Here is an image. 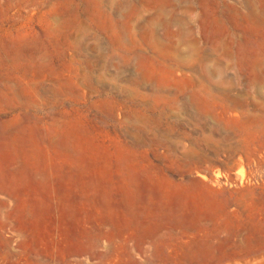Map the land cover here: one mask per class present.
<instances>
[{
    "label": "rangeland",
    "instance_id": "obj_1",
    "mask_svg": "<svg viewBox=\"0 0 264 264\" xmlns=\"http://www.w3.org/2000/svg\"><path fill=\"white\" fill-rule=\"evenodd\" d=\"M0 264H264V0H0Z\"/></svg>",
    "mask_w": 264,
    "mask_h": 264
},
{
    "label": "bare ground",
    "instance_id": "obj_2",
    "mask_svg": "<svg viewBox=\"0 0 264 264\" xmlns=\"http://www.w3.org/2000/svg\"><path fill=\"white\" fill-rule=\"evenodd\" d=\"M256 13V12H255Z\"/></svg>",
    "mask_w": 264,
    "mask_h": 264
}]
</instances>
